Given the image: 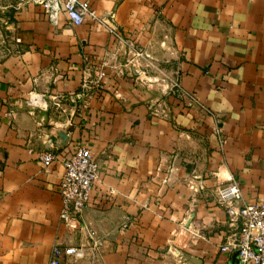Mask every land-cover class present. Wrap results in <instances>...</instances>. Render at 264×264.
<instances>
[{"label":"crops","instance_id":"1","mask_svg":"<svg viewBox=\"0 0 264 264\" xmlns=\"http://www.w3.org/2000/svg\"><path fill=\"white\" fill-rule=\"evenodd\" d=\"M83 1L105 22L31 0L0 18V264H49L54 246L79 249L60 264H230L215 187L230 173L264 202V0ZM80 144L99 167L95 249L59 219Z\"/></svg>","mask_w":264,"mask_h":264},{"label":"built area","instance_id":"2","mask_svg":"<svg viewBox=\"0 0 264 264\" xmlns=\"http://www.w3.org/2000/svg\"><path fill=\"white\" fill-rule=\"evenodd\" d=\"M43 7L48 18L56 22L60 13H64L68 23L79 25L86 17L105 22L97 17L95 10L87 1L83 0H31ZM117 41H122L114 25L107 26ZM140 56V51H135ZM106 72L104 68L97 71L92 81L83 79L82 86L93 84L102 87V80ZM171 89L185 99L195 100L194 96L183 90L177 81H173ZM58 106V102H56ZM54 159L50 152H43L40 161L49 165ZM64 172L59 183L61 208L59 219L69 230L85 235L90 241L92 249L97 248L98 241L94 238L95 232L82 219V211L88 204L93 185L98 179V163L91 150L78 145L74 152L63 163ZM216 200L226 214L227 235L220 245V251L230 255V264H264V202H241V189L230 173H225L222 182L215 187ZM79 249L74 246H54L49 264H60L58 257L61 254H75ZM234 255V257H233ZM232 258L236 263H231Z\"/></svg>","mask_w":264,"mask_h":264},{"label":"rangeland","instance_id":"3","mask_svg":"<svg viewBox=\"0 0 264 264\" xmlns=\"http://www.w3.org/2000/svg\"><path fill=\"white\" fill-rule=\"evenodd\" d=\"M12 0H0V18H4V14L6 12V6H7V2H10ZM1 46V44H0Z\"/></svg>","mask_w":264,"mask_h":264},{"label":"water","instance_id":"4","mask_svg":"<svg viewBox=\"0 0 264 264\" xmlns=\"http://www.w3.org/2000/svg\"><path fill=\"white\" fill-rule=\"evenodd\" d=\"M233 257H234V255H233ZM231 263H236L234 258H232Z\"/></svg>","mask_w":264,"mask_h":264}]
</instances>
